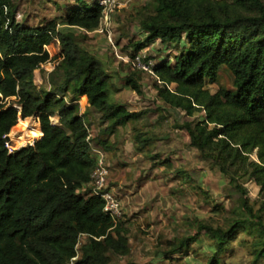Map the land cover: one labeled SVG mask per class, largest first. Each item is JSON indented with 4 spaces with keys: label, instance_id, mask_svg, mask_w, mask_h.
<instances>
[{
    "label": "trees",
    "instance_id": "obj_1",
    "mask_svg": "<svg viewBox=\"0 0 264 264\" xmlns=\"http://www.w3.org/2000/svg\"><path fill=\"white\" fill-rule=\"evenodd\" d=\"M18 1L0 0V264H113L114 256L130 252L128 230L121 218L114 224L102 199L83 188L95 167L93 148L112 151L110 135L139 123L149 110L108 103L114 86L102 62L68 27L59 28L98 29L100 6L78 0L63 15L30 26L16 19ZM130 17L145 33L129 42L131 57L156 42L181 47L173 61L154 64L161 82L154 79L156 97L188 117L204 113L200 120L182 122L188 145L228 177V194L239 196L226 226L215 224V217H195L187 223L195 233L167 242L157 253L162 258L183 253L207 233L214 250L205 264H233L221 262L220 255L239 230L250 228L256 232L251 264H259L262 206L254 209L239 180L256 184L264 205V0H149ZM52 43L59 47L55 74L49 89L38 88L35 71L52 60L46 48ZM222 67L231 73L232 87L212 92L206 82H214ZM144 73L134 69L123 78L137 95ZM83 96L88 105L81 111ZM33 116L41 131L33 120H21L27 135L20 138L41 137L9 153L5 136L19 117ZM132 129L136 150L148 155L143 151L156 134ZM81 235L87 239L77 257Z\"/></svg>",
    "mask_w": 264,
    "mask_h": 264
},
{
    "label": "rangeland",
    "instance_id": "obj_2",
    "mask_svg": "<svg viewBox=\"0 0 264 264\" xmlns=\"http://www.w3.org/2000/svg\"><path fill=\"white\" fill-rule=\"evenodd\" d=\"M77 1L19 0L16 19L26 25L37 26L63 15L65 8L74 6ZM148 2L149 0H130L127 7L111 16L109 33L100 31L95 36L82 31L74 33V40L96 55L110 75L114 86L109 90L110 104H122L121 99L117 100L115 97L123 92H132L117 88V85L123 84L124 76L134 70L129 55V42L139 39L141 29L132 22L130 15H134L138 7ZM54 44L55 51L58 52V44ZM145 49L147 60L154 64L163 59L173 61L174 56L181 51L178 45L164 46L158 42ZM50 50L52 60L35 71L34 80L38 88L45 86L49 89L51 76L55 74L57 61L53 58L58 53H54L53 47ZM140 82L142 95L134 94V101L131 102L133 106L130 105L127 109H148V113L134 126L128 124L121 127V132L118 131L115 135L116 143L114 142L113 148L117 147L116 151L109 154L104 151L109 170L108 186L121 202V220L123 227L128 230L130 244L129 254L124 257L114 256L113 264H205L214 250L212 239L207 233H201L191 244V248L183 253L162 258L157 251L163 249L169 241L195 233V228L187 224L195 217H215V224L226 226V220L233 217L232 211L237 208L239 196L229 195L228 177L218 168L200 160L196 150L188 145L189 137L181 124L184 120H200L204 113L199 112L188 117L184 112L164 105L156 97V83L154 77L148 73L142 75ZM221 86L232 87V75L225 67L219 70L214 82H206V88L212 92ZM129 99L127 97L126 101ZM80 100V107L85 106V98ZM34 117L27 119L33 120ZM35 121L34 127L40 130L38 120ZM52 122L57 123V119L52 117ZM133 127L156 134L155 140L143 151L148 149V155L136 150L132 137ZM9 133L11 136L17 133L25 138L27 135L19 120ZM39 137L32 138L36 140ZM14 140L12 144L17 147L19 143ZM22 141L20 138L21 143ZM160 162L163 164H159ZM179 170L183 172L180 173ZM239 183L244 186L246 196L254 209L262 206L264 220V205L258 194L259 187L249 180H239ZM253 231L250 228L239 230L230 245L221 253V262L251 264L252 242L256 236ZM86 239V235L79 237L77 257L80 256V247ZM259 264H264V259Z\"/></svg>",
    "mask_w": 264,
    "mask_h": 264
},
{
    "label": "built area",
    "instance_id": "obj_3",
    "mask_svg": "<svg viewBox=\"0 0 264 264\" xmlns=\"http://www.w3.org/2000/svg\"><path fill=\"white\" fill-rule=\"evenodd\" d=\"M82 1L87 6H89L88 4L92 5L96 3L102 8V18L98 30H100L101 32L104 31L106 33H109L108 27L112 14L127 7L130 0H92L90 2H85L84 0ZM145 50L146 49L141 50L137 52L133 57H130L132 59L131 64L134 69H139L144 71L145 73L152 75V77H154V79H156L157 82L161 84V82L157 79L156 75L153 72L154 63L151 62V60H147ZM168 88L172 90L173 85H169ZM21 119L22 118L19 117L18 120L21 121ZM26 119L27 118H24L23 120ZM35 119L38 120V118L34 117V123H36ZM12 136L10 133L5 136V146L8 149L9 153H12L23 146H32L34 145V142L41 137L40 136L36 140H34V138H31L30 140L21 143L20 137L22 135L15 133ZM14 139H16V141L19 143L17 147L13 146L12 144V142L15 141ZM92 152L95 158V167L91 173L90 182L85 186V188H83V190L88 188L90 194L96 195L102 199V201L104 202L103 211L112 219L113 223L116 224L122 216L121 202L119 201V198L116 197V195L112 192V189L108 186L107 178L109 170L104 151L99 147H94ZM250 156L253 160L259 162L255 152H253V154ZM75 258H73L72 260H74Z\"/></svg>",
    "mask_w": 264,
    "mask_h": 264
},
{
    "label": "crops",
    "instance_id": "obj_4",
    "mask_svg": "<svg viewBox=\"0 0 264 264\" xmlns=\"http://www.w3.org/2000/svg\"><path fill=\"white\" fill-rule=\"evenodd\" d=\"M113 15V14H112ZM64 27H68L67 29H69V30H71L72 32H74L75 33V31H82L83 33H86L87 35H93V36H95V35H97V33H99L100 32V30H98V29H96V30H94V31H85V30H83V29H81V28H76V27H70L69 28V26L68 25H60L59 26V28H64ZM140 35H139V39H141V37L143 38L144 36H145V33L144 32H140L139 33ZM54 43H52V44H50L49 45V47L51 48V47H53V51H54V53H58V52H56L55 50V48H54ZM48 46L46 47L47 48V50H48V52H49V54H51V50H50V48H49ZM58 51V50H57ZM51 56V55H50ZM120 88V89H127V90H131V89H129L128 87H127V85H125V82H124V80H123V84H119V85H117V88ZM132 91V90H131ZM122 92H123V90H122ZM134 94L136 95V93L134 92V91H132V92H129V93H127V92H123L121 95H119L118 97H115V99H117V100H120L121 99V101L124 103H122L126 108H130V105L131 106H133V103L131 104V102L132 101H134ZM137 96V95H136ZM84 98H85V106H82V107H80V109H81V111H84L85 109H86V107H87V100H86V97L85 96H83ZM127 97H129L130 99L128 100V101H130V102H128V101H126V98ZM82 98V97H81ZM82 102H81V100H79V104H81ZM176 110H179V109H176ZM129 111H138V109L136 110H134V109H132V110H129ZM181 111V110H180ZM182 112V111H181ZM183 113V112H182ZM55 119H57V117L55 116L54 117ZM54 120V119H53ZM51 121H52V118H51ZM57 121H58V119H57ZM120 129H121V127H119L118 128V131L119 132H121L120 131ZM117 131V132H118ZM90 132H92V136H95L96 134H97V129L96 128H94V130H90ZM117 132L115 133V134H112V135H110V137H109V140H110V142H111V144H112V146L114 145V142L116 143V140H115V135L117 134ZM116 148L117 147H114L113 149H112V152H113V150H115L116 151ZM118 150H119V148H118ZM106 153H111V151H106ZM139 153H141V152H139ZM112 174V173H111ZM111 174H110V178H112V176H111ZM139 177V176H138ZM135 179H137V176H136V178Z\"/></svg>",
    "mask_w": 264,
    "mask_h": 264
},
{
    "label": "water",
    "instance_id": "obj_5",
    "mask_svg": "<svg viewBox=\"0 0 264 264\" xmlns=\"http://www.w3.org/2000/svg\"><path fill=\"white\" fill-rule=\"evenodd\" d=\"M41 135H42V132H41Z\"/></svg>",
    "mask_w": 264,
    "mask_h": 264
}]
</instances>
